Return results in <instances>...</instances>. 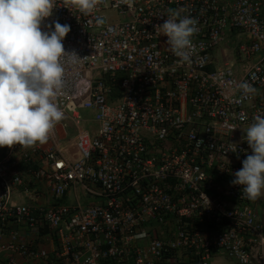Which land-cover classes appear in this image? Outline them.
<instances>
[{
	"label": "built area",
	"instance_id": "obj_1",
	"mask_svg": "<svg viewBox=\"0 0 264 264\" xmlns=\"http://www.w3.org/2000/svg\"><path fill=\"white\" fill-rule=\"evenodd\" d=\"M55 6L42 31L70 25L81 59L62 58L56 100L73 132L0 148V264H264V195L231 184L252 154L242 129L264 115V0ZM169 9L199 22L191 64L155 29ZM230 34L232 63L215 67ZM243 81L257 93L241 99Z\"/></svg>",
	"mask_w": 264,
	"mask_h": 264
},
{
	"label": "clouds",
	"instance_id": "obj_2",
	"mask_svg": "<svg viewBox=\"0 0 264 264\" xmlns=\"http://www.w3.org/2000/svg\"><path fill=\"white\" fill-rule=\"evenodd\" d=\"M118 2L129 8L134 5V0ZM65 3L88 15L102 0ZM54 7L55 0H0V148L44 144L64 118L56 103L64 86L62 58H70L73 64L81 59L74 51L66 52L62 43L71 31L70 25L57 20L48 31H42V22L53 15ZM185 11L169 9L164 23L155 27L167 37L170 50L182 65L192 63V37L199 23L195 17L182 15ZM235 88L241 99L258 91L248 81ZM236 128L232 126L231 131ZM242 130L252 154L242 161L231 184L242 186L241 198L256 201L264 195V115H255Z\"/></svg>",
	"mask_w": 264,
	"mask_h": 264
},
{
	"label": "crops",
	"instance_id": "obj_3",
	"mask_svg": "<svg viewBox=\"0 0 264 264\" xmlns=\"http://www.w3.org/2000/svg\"><path fill=\"white\" fill-rule=\"evenodd\" d=\"M235 42H237V41L236 40L234 41L233 35L230 34L226 38L224 44L217 51H215L216 53H213V57H214V61H215V67H219L222 64H224V62H223L224 60L228 61L229 63H232V54H233V52H231L230 47L232 46L233 47L232 50L235 51V48H236V43ZM219 62H220V64H219ZM217 63L219 65H216ZM235 65H236V63H234L233 66H235ZM237 65L239 66L238 63H237ZM237 65H236V68H237ZM243 70H244V67H243ZM65 132L70 135V134H72L73 131H72V128L69 126V128ZM262 204L263 203H260L258 205V207L259 208L264 207V206H262Z\"/></svg>",
	"mask_w": 264,
	"mask_h": 264
},
{
	"label": "rangeland",
	"instance_id": "obj_4",
	"mask_svg": "<svg viewBox=\"0 0 264 264\" xmlns=\"http://www.w3.org/2000/svg\"><path fill=\"white\" fill-rule=\"evenodd\" d=\"M239 39H243L242 37H240ZM230 49H231V52H234L232 49H233V47L231 46L230 47ZM219 64H220V62H219ZM218 63L216 64V65H219ZM213 66H215V63H214V65ZM246 67V66H245ZM86 125V127L90 130V131H92L93 129H94V127H95V125L93 124V123H91V122H88V123H86L85 124ZM56 131H57V133H58V136L60 137V138H63L64 137V135H65V131H64V129H63V127L61 126V125H58V126H56ZM89 202V200L88 199H86V198H83V197H81L80 198V200H79V203L81 204V205H83V204H87ZM264 211V210H263ZM263 211H260V212H263Z\"/></svg>",
	"mask_w": 264,
	"mask_h": 264
},
{
	"label": "trees",
	"instance_id": "obj_5",
	"mask_svg": "<svg viewBox=\"0 0 264 264\" xmlns=\"http://www.w3.org/2000/svg\"><path fill=\"white\" fill-rule=\"evenodd\" d=\"M262 206H264V204H262ZM264 207H261V209H263Z\"/></svg>",
	"mask_w": 264,
	"mask_h": 264
}]
</instances>
